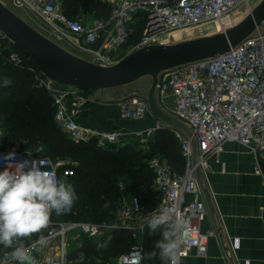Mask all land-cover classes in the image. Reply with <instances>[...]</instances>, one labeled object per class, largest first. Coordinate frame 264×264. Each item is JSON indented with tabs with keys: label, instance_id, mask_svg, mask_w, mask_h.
<instances>
[{
	"label": "built area",
	"instance_id": "1",
	"mask_svg": "<svg viewBox=\"0 0 264 264\" xmlns=\"http://www.w3.org/2000/svg\"><path fill=\"white\" fill-rule=\"evenodd\" d=\"M111 5L109 18H94L91 24L79 18L69 17L58 0H16L18 5H27L39 14L60 37L71 38L78 50L88 53L93 60L103 65L113 64L120 59L115 54L129 40V24L139 14H144V31L131 50L146 44L174 43L180 34H190V38L223 31L235 24L232 12L250 0H104ZM113 24V32L108 34L100 48L94 47L101 31ZM6 35L0 30V54ZM7 61L23 66L24 57L17 51L10 52ZM35 75V85L47 90L56 106L55 120L71 139L77 142H90L97 139L100 145L117 142L121 139L118 131H106L84 126L78 121L82 105L96 100V93L70 85H60L42 73L36 66L30 67ZM161 93H169L174 101V111L192 131V136L174 127V136L181 144L185 161L183 172L173 169L169 160L160 155L149 160L155 175V184L163 193L161 204L154 210L157 213L168 211L186 221L183 232L184 242L181 251L187 253L196 247L200 254L207 252L206 235L201 225L208 214V208L200 195L198 166L206 170L209 160L218 156L228 142H239L248 147L256 156L264 155V30L257 29L232 50L214 57L197 60L163 71L157 85ZM121 116L132 120L144 119L153 113L148 97L134 96L118 102ZM158 127L145 130L144 147L149 148V138ZM192 137L197 143V163H194ZM15 151L19 160H40L55 171L62 179L59 169L65 165L52 157L12 145L0 143V156ZM12 165L9 164V167ZM63 175H73L71 167L63 166ZM4 164L0 163V171ZM256 173H262L260 165ZM121 202L116 218L106 222L56 220L45 234L48 241L61 239L59 245H51L46 258L36 256L37 264H67L70 242L69 231L100 235L103 230L132 228L133 221L148 215L138 196L126 191L120 181ZM116 225V227H113ZM209 234L213 235L214 231ZM38 239V238H37ZM35 241V240H34ZM34 241H23L30 246ZM234 247L238 246L234 240ZM10 252V250H5ZM4 252V254H5ZM144 246L136 244L131 250L116 258L117 264H144ZM4 254L0 258L3 264ZM183 257V256H182ZM181 257V258H182ZM10 263H18L11 261Z\"/></svg>",
	"mask_w": 264,
	"mask_h": 264
},
{
	"label": "trees",
	"instance_id": "2",
	"mask_svg": "<svg viewBox=\"0 0 264 264\" xmlns=\"http://www.w3.org/2000/svg\"><path fill=\"white\" fill-rule=\"evenodd\" d=\"M62 5L65 13L72 18H78L77 15L83 12L107 20L111 12V5L104 0H62ZM145 25V15L136 16L129 24L131 34L123 47L136 45ZM14 50L25 57L24 67L7 61V56ZM33 64L20 47H3L0 54V127L5 130L6 138L18 142L23 147L21 149L29 151L41 147V153L55 161L69 159L63 166L73 168L74 174L64 176L63 166L59 174L73 186L78 199L70 213L59 217L53 213V217L62 221L91 222L115 219L122 196L119 183L123 178L132 181L136 196L145 195L144 199L141 198L147 208L155 209L160 197L150 188L155 175L149 167V160L162 154L174 170L183 172L185 161L182 150L180 153L179 140L175 136H166V132H158L149 139V149L142 148L143 142L136 139L128 143L108 141L103 145L97 139L74 141L55 120L56 106L52 107L49 103L50 100L54 103L53 97L47 90L34 85L35 75L29 70ZM6 79L10 83L6 84ZM38 97L44 101H37ZM149 231L145 237L144 259L149 264H164L159 258V250L154 249V243L162 238V229L154 235H149ZM84 239L83 245L69 255V259L76 258L75 264H117L116 257L131 250L136 243L132 231L126 228L109 229L97 238L85 236ZM154 250L157 255L150 258L148 254ZM94 256H98L99 261Z\"/></svg>",
	"mask_w": 264,
	"mask_h": 264
},
{
	"label": "crops",
	"instance_id": "3",
	"mask_svg": "<svg viewBox=\"0 0 264 264\" xmlns=\"http://www.w3.org/2000/svg\"><path fill=\"white\" fill-rule=\"evenodd\" d=\"M2 1L19 14L14 8V6L20 7V5L16 3V0ZM58 1L62 3V0ZM22 6L43 19L29 6L21 5V7ZM245 8L243 12L247 13L248 11L246 10L245 12ZM19 15L22 17L23 14ZM77 17L87 24H91L95 18L92 15L83 12L79 13ZM240 17L242 18V15H235L234 22H238L241 19ZM26 21L28 22V20ZM112 32L113 24L109 23L101 31L98 40L94 44L95 49L100 48L108 34ZM67 39L71 46L78 50L72 39ZM5 46L13 47L14 45L9 39L8 42H3V47ZM130 49L131 48L129 47H121L115 51V54L117 56L119 55L118 59H122L127 55ZM88 55L91 56L90 54ZM89 60H93L92 56ZM32 66H35V64L29 66L31 72L32 69L30 67ZM140 84L145 85L147 84V81L141 80ZM138 89L139 88L136 84H129L97 92L95 101L88 100L82 105L77 117L78 121L84 126L106 131H118L121 133L120 141L123 140V143H128L129 141L136 139L143 142L141 146L144 149L145 137L143 133L149 128L158 127L149 138L147 137V141L152 137L154 138L158 132H166V136L168 137L174 136V126L162 120L154 113L148 114V116L140 120H132L121 116L118 102L121 99L140 96L136 94V90ZM48 94L52 97L50 93ZM37 101H44V99L42 98L40 100L38 97ZM158 102L164 110L173 114L174 101L169 93L164 94L158 91ZM49 103L54 107V103L51 100ZM0 130L4 129L0 127ZM153 141H155V139H153ZM161 155L162 154H160V156ZM258 164L260 165L262 173H256L255 169ZM202 171L204 173L203 181L208 187L214 208L213 212L199 182L201 198L205 201L208 208V214L201 225L202 232L207 236L206 240L208 248L206 254L203 255L198 252L196 247H192L188 250L186 255L181 258L180 264H264V155L260 154L256 156V154L242 143L235 141L228 142L218 156L210 158L209 168L206 170L202 169ZM123 180L126 191L130 192L132 195H136L132 187V181L129 178H123ZM150 188L160 197V203L156 206L157 208L163 200V193L157 188L155 177L150 184ZM141 197L144 199L145 195H141ZM141 197L142 206L147 213H151L156 209L150 210L147 208ZM138 220L139 219L133 221V227L129 228V230L132 229L130 231L136 235V243L134 245L142 244L145 251V237L148 234L149 228L147 227V224H145L144 230L141 231ZM63 222L71 221L63 220ZM48 228L43 231V235L47 234ZM107 230L109 229H106L105 232ZM210 231H214V234H209ZM81 234L85 233L71 230L67 234V238L70 242V245L67 248V264H69V255L80 247V245H76V239ZM37 238L38 235H34L24 241H34ZM234 240H237V247H234L233 245ZM60 242V238L52 239L48 242L46 247L34 254L46 258L50 255V246L59 245ZM5 250L11 251V249H5L3 245H0V258ZM144 264H149V261L144 259Z\"/></svg>",
	"mask_w": 264,
	"mask_h": 264
},
{
	"label": "water",
	"instance_id": "4",
	"mask_svg": "<svg viewBox=\"0 0 264 264\" xmlns=\"http://www.w3.org/2000/svg\"><path fill=\"white\" fill-rule=\"evenodd\" d=\"M260 28L264 29V0L243 19L223 31L174 43L146 44L133 49L113 64L103 65L65 48L0 0V30L31 57L35 66L46 76L62 85L89 89L95 93L151 76L152 84L148 91L151 111L190 136L192 131L188 125L159 105V75L176 66L228 52ZM192 144L194 163H197L198 150L194 137ZM196 172L206 200L214 212L210 192L203 181L202 168L198 166Z\"/></svg>",
	"mask_w": 264,
	"mask_h": 264
},
{
	"label": "clouds",
	"instance_id": "5",
	"mask_svg": "<svg viewBox=\"0 0 264 264\" xmlns=\"http://www.w3.org/2000/svg\"><path fill=\"white\" fill-rule=\"evenodd\" d=\"M5 83L10 81L6 79ZM0 163L4 164L0 171V245L11 249L5 252L3 264H37L32 252L47 246L48 237L42 233L52 222L53 213L58 217L70 213L78 196L71 184L58 179L55 171L40 160H19L13 150L0 156ZM138 222L141 231L147 224L149 235L162 229V238L154 243V249L159 250L164 264H180L186 255L181 251L186 221L179 216L173 218L168 211H152ZM34 235L38 239L26 247L23 241ZM148 255L153 258L157 252Z\"/></svg>",
	"mask_w": 264,
	"mask_h": 264
},
{
	"label": "rangeland",
	"instance_id": "6",
	"mask_svg": "<svg viewBox=\"0 0 264 264\" xmlns=\"http://www.w3.org/2000/svg\"><path fill=\"white\" fill-rule=\"evenodd\" d=\"M260 1L261 0H250V3H245V5L244 4L240 5L239 7H237L233 11L234 13L232 12L233 18L235 17V15L237 16V15L240 14V16L242 15V18L241 17L240 18L243 19L249 13V11L252 8H254ZM14 8L19 14H21V15L23 14L22 17L25 18L26 20H28V22H30L31 25L35 26V28H38L39 31L41 30L42 33L47 34V36H49L50 38L54 39L55 41L60 43L65 48L71 50L72 52H74V53H76V54H78V55H80V56H82L84 58L91 59V56H89L87 53L86 54L85 53H81L75 47L71 46V44L67 41L68 39L66 37H59L56 33H54L48 23L44 22L43 19H41L40 17L35 15L32 11L27 10L26 7H24V6H22V7L21 6L20 7L14 6ZM244 8H245V12H246V10L248 11L247 13L243 12ZM235 23H237V22H235ZM189 38H190V34H187V33L180 34L178 36V39L175 42L182 41V40L189 39ZM141 80L147 81V84H145V85L144 84H140ZM130 84H132V85L136 84L137 87L139 88L138 90H136L137 91L136 94H138L140 96H143V97H148L147 95H148V91H149V89L151 87V84H152V77L151 76H144L141 79L137 80L136 82H133V83H130ZM0 142L3 143L6 146L12 145V146L23 148V147L20 146V144L18 142H11L10 139L6 138L5 130H0ZM120 142H124V141L123 140L117 141V143H120ZM29 151H31L34 154H37V153H39L38 151L42 152V149L40 147V148H38L36 150L33 149V150H29ZM58 161H61L64 164H66V162H69V159H59ZM65 179L66 178H64V181H65ZM130 230H132V229H130ZM104 233H105V230H103L100 235H97V236L92 237V238H97V237L103 235ZM85 236H87V235H85V234L79 235V237L76 239V245L77 246L80 245V247H81L83 245V243L85 242V239H84ZM133 237H136V235L133 234ZM89 239H91V238H89ZM71 255L72 254H70V256ZM94 257L96 258V261H99L98 256H94ZM82 259H83V257H81L79 260L81 261ZM110 259H112L114 261L113 257H110ZM76 261H77L76 258H70L69 259V264H75Z\"/></svg>",
	"mask_w": 264,
	"mask_h": 264
}]
</instances>
